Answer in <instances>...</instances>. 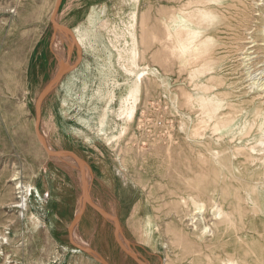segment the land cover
I'll return each instance as SVG.
<instances>
[{
	"label": "rangeland",
	"instance_id": "374dc122",
	"mask_svg": "<svg viewBox=\"0 0 264 264\" xmlns=\"http://www.w3.org/2000/svg\"><path fill=\"white\" fill-rule=\"evenodd\" d=\"M58 1L0 0V262L7 259L8 264H94L85 257L71 255L66 247H62L66 243L57 239L50 226L52 223H48L50 219L41 214L32 196V186L41 184L39 173L45 161L67 159V167L74 171L79 195L64 235L68 242L82 243L78 219L89 207L86 203L96 206L88 193L92 174L88 163L74 153L52 148L48 130L41 126L38 115L44 93L37 99V113L34 110L36 97L46 85L47 89L53 87L49 97L59 98L54 105L61 102L66 117L89 126L121 164L126 160L128 167L123 164L122 167L144 187L147 200L144 212H148L150 218L154 216L155 234L160 241L159 256L151 258L150 264H203L204 258L193 251L203 248L209 237L200 233L199 226L191 235L193 226L187 225L189 220H184L194 209L187 195L193 191L188 184L186 162L193 157L195 149L210 153L216 148L221 154L208 156L211 163L208 171L203 170L205 167L199 160L193 165L197 173L193 177L196 181L191 185L196 192L202 196L210 188H220L216 195L223 194L220 200L232 212L230 191L236 190L245 223L238 230L239 236L243 241L252 239L254 244L264 240V151L259 155L251 151L254 140L250 137L259 132L257 125L243 127L241 132L239 128L227 132L220 126L215 129L210 124H196L186 118L191 106L181 94L182 90L191 91V82L199 75L209 74L214 62L208 58L212 56L229 58L224 62L225 80L241 88L251 83L235 51L242 46L239 38L245 34L239 28L235 29L236 39L232 40L231 36L232 25L239 23V11L248 10L250 0H110L93 7L96 8L93 23L87 16L75 28L60 19ZM254 3L263 4L255 12L258 19L255 27L262 30L264 0ZM173 5L181 9V13L188 11L186 15L191 18V28L201 31L202 35L195 37L193 44L199 43L205 33L217 36L218 43L209 42L198 48L197 59H189L187 54L183 56L176 51L172 53L173 41L164 38L159 43L152 41V32L157 30L162 37L164 35L162 25L153 27L159 8ZM199 8L214 11L215 19L203 14L202 17L197 11ZM142 11L148 14L144 24L139 18ZM195 13L200 17L197 18ZM143 25L149 31L150 41L146 61L153 66L158 62L162 74L147 75L151 88L145 90L142 87L132 106V99L126 101V97L142 61L136 57L133 65L131 57L132 50L141 51ZM41 45L42 58L38 53ZM262 47L264 45L259 46L261 52L264 51ZM131 106L133 113L128 117ZM262 106L264 109V101ZM177 107L182 109L181 112L176 111ZM176 118L182 120L179 128L175 125ZM159 122L164 123L161 130L154 127ZM165 125L170 126L168 130ZM100 126L108 131L111 128L117 138L107 142L99 131ZM122 128L124 133L120 135ZM174 128L179 130L183 140L179 161L167 139ZM168 153H172L171 157ZM97 209L102 211L99 206ZM106 216L112 227L117 228L115 216L111 213ZM118 233L122 256L131 259L133 253ZM233 237L236 240V236ZM242 240L240 245L244 244ZM148 245L144 246L148 252L142 255L145 263L139 261L140 264H149L147 255L152 248L150 243ZM83 247L88 248L86 244Z\"/></svg>",
	"mask_w": 264,
	"mask_h": 264
},
{
	"label": "bare ground",
	"instance_id": "6f19581e",
	"mask_svg": "<svg viewBox=\"0 0 264 264\" xmlns=\"http://www.w3.org/2000/svg\"><path fill=\"white\" fill-rule=\"evenodd\" d=\"M254 2L255 0H250V3H248L247 5L248 10L243 8L239 11V23H234V25H232L231 27L232 40H234V38L236 37L235 29L240 28V30L242 29V32H244L245 34L244 37L239 38L242 41V46H240L239 49H235V51H237V54L239 55V59L241 60L244 70L246 71L245 73L247 74L248 78L252 80L251 83L248 84L247 87L241 88L233 85L232 81L225 80L223 77L224 62L229 58H226L225 56H223L222 58L218 56H212L208 58L210 61L214 62V64L210 68L211 71L209 72V74L199 75L197 80L193 82H191V80V91L183 92L182 90L181 94L185 96L186 101L189 102L191 106L190 110H188L189 113H187L188 116L186 118L188 120H193L196 124L202 126L210 124L215 129H218V126H220L224 129V131L226 130L227 132H232L236 128H239V132H241L243 127H253L257 125L259 132L256 134H251L250 137L251 140H254V143L251 146V151L259 155L263 154L264 151V109L262 106L264 101V51L261 52L259 50V46L264 45V29L257 30V27H255L258 23V19H256L255 17V12L258 11L260 9V5L262 6L263 4H255ZM253 3L256 5V8L253 7ZM146 11H142V17H139L142 20L143 24L146 23V20L148 18V14H146ZM197 11L201 13L200 15H207L208 18L211 17L212 19H215L214 11H209L206 9L203 11V9L201 8H199V10ZM186 13H181V9L174 5L170 8L161 6L156 17L157 19H154L155 21L153 23V27L155 28L156 24L162 25L164 28V35L162 37V35H160L161 33L159 34L156 30L155 32H152V41L159 43L163 38L169 41H173L174 46H172L171 48L172 53L174 51H176V53L180 52V54H182L183 56L187 54L189 59H193L196 58L197 50L201 45H206L209 42L218 43V40L216 34L205 33L203 39L199 43L196 42L197 44H193L194 38L201 36L202 34L199 29L191 28V18L189 19V16H187ZM95 15L96 8H93L87 17V20L90 23H93ZM203 15L202 17H204ZM195 16L197 18L200 17L198 16V14H196ZM201 19L204 20V18ZM143 29V34H141L140 32V34L142 35L140 43L141 51L137 53L136 49L132 50V64L135 65L136 57L140 58V61H142V65L138 66V68L140 67V70L136 74L135 83L132 86L130 93L126 97V101L128 100L127 98L132 99V106L135 104V101L137 100L136 96L142 87L145 90L151 88L149 77H147V75L154 74L156 76H160L162 74V68L160 67L161 65H159L158 62L153 66L151 64H148L146 61L145 53L150 47V41H148L147 32L149 31L147 27L144 26ZM224 45L226 46V43H224ZM262 49H264V47H262ZM178 56L179 53L177 57ZM191 76L190 78H193ZM180 90L181 89L178 88V91ZM178 94L180 95V93ZM132 106L128 111V117H131L133 113ZM181 110V108L177 107L176 111L181 112ZM184 111L186 110L184 109ZM181 123L182 120H180V118H176L175 125L180 126ZM156 124L157 125L154 126L155 129H163L162 127L164 126V123L159 122ZM179 126L177 128H179ZM169 127L170 126L165 125L166 129ZM98 128L99 131L103 133V136L105 137L107 142L115 140L118 136L117 134L111 132V128H108L109 131L106 129H102V126ZM123 130L124 129L122 128V130L120 131V135L124 133ZM178 132L179 130L174 128L171 135H169L170 138L168 137L167 139L173 145L172 150L176 154L175 158H178L179 161L181 160L179 157L181 154L180 147L183 146L181 145L183 144V140H181ZM192 135L193 133L191 134V136ZM186 137V140H189V136L186 135ZM219 137L220 136H217L216 138ZM156 142L158 144L159 140ZM198 150L199 149H195L194 151H192L193 157L188 159L186 162L188 171V184L190 190L193 191L187 195L194 205V209L188 217L184 218V220H189L187 225L193 226L191 228L192 230H190L191 235L194 234L196 227L199 226L200 233L202 235H205L206 238L209 237V239L206 240V244H204L203 248L194 250L193 253L200 255L201 258H204L202 261L203 264H264V240H259V244H254L252 239H245V241H243L244 239L242 240L239 236L238 230L244 223V219L241 215V205L236 190L230 191L232 202L231 205L234 210L232 212H229L227 210V207L229 206L224 204L222 200H220L223 198V194L220 196L216 195V191L220 190V188H210L203 193L204 195L201 196L196 192L195 187L191 185H194L196 178L193 177H195V174L197 173L193 165H195L199 160L201 165L205 167L203 168V170L208 171L209 166H211V163L208 162V156L221 155L216 148H214L210 153L208 150H203L204 152ZM245 151L246 150H244V152ZM168 154L170 155L172 153ZM248 155L250 154L248 153ZM122 164L125 167H128L126 160H123ZM122 164L121 166H123ZM176 170L178 171V169ZM222 190L226 191L224 190V188ZM198 197H205L206 200H199ZM206 208H208V211H206ZM207 213L210 214V217L208 218L206 217ZM231 226H233L232 232L229 231V228ZM233 235L236 236V240H234ZM260 237H262V234L260 235ZM4 238L6 237L4 236ZM225 238H228V240H225ZM241 240L242 242H244L243 245L239 244ZM6 260L3 263L0 262V264H8Z\"/></svg>",
	"mask_w": 264,
	"mask_h": 264
},
{
	"label": "crops",
	"instance_id": "0c3cea01",
	"mask_svg": "<svg viewBox=\"0 0 264 264\" xmlns=\"http://www.w3.org/2000/svg\"><path fill=\"white\" fill-rule=\"evenodd\" d=\"M108 1L60 0V19L66 25L79 27L93 7ZM42 49L43 45L38 51L41 58ZM46 87L36 97L35 113L37 99L44 93L38 110L40 124L47 128L53 149L70 151L88 163L92 174L88 193L96 206L86 203L89 207L78 219L77 229L82 243L66 241L64 233L77 207L79 191L74 171L67 167L69 161L49 158L39 173L41 184L33 185V195L31 192L41 214L50 219L48 223H52L50 226L55 236L66 243L62 247H66L71 255L85 257L94 264H140L143 252H148L144 246L150 243L152 249L147 256L150 257L149 264L152 263L151 258L159 256L160 241L155 234L154 216L150 218L149 213L144 212L147 209L144 187L121 166L115 154L89 126L66 117L61 102L54 105L59 98L49 97L53 87ZM98 206L102 208L101 212ZM104 212L115 216L117 228L112 227ZM117 233L128 243L134 255L131 259L122 256Z\"/></svg>",
	"mask_w": 264,
	"mask_h": 264
},
{
	"label": "water",
	"instance_id": "95a60500",
	"mask_svg": "<svg viewBox=\"0 0 264 264\" xmlns=\"http://www.w3.org/2000/svg\"><path fill=\"white\" fill-rule=\"evenodd\" d=\"M54 155V154H53ZM57 156V154H55ZM59 156V155H58Z\"/></svg>",
	"mask_w": 264,
	"mask_h": 264
}]
</instances>
